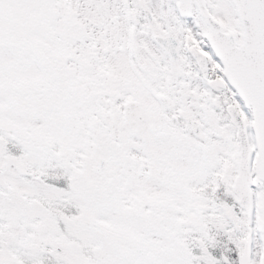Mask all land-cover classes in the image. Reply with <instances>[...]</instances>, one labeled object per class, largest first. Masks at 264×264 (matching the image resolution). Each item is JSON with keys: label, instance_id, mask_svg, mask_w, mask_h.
I'll use <instances>...</instances> for the list:
<instances>
[{"label": "snow or ice", "instance_id": "1", "mask_svg": "<svg viewBox=\"0 0 264 264\" xmlns=\"http://www.w3.org/2000/svg\"><path fill=\"white\" fill-rule=\"evenodd\" d=\"M0 264H264V0H0Z\"/></svg>", "mask_w": 264, "mask_h": 264}]
</instances>
